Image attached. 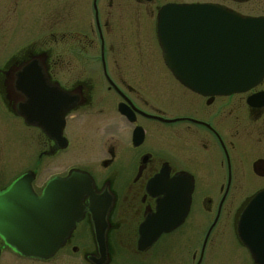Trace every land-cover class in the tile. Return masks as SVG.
Wrapping results in <instances>:
<instances>
[{
  "label": "flooded vegetation",
  "instance_id": "af4514ba",
  "mask_svg": "<svg viewBox=\"0 0 264 264\" xmlns=\"http://www.w3.org/2000/svg\"><path fill=\"white\" fill-rule=\"evenodd\" d=\"M40 1L0 0V31L10 28L11 11L40 15ZM114 1L93 0V24L86 20L89 25L81 32L74 27V0H68L65 21L57 17L46 36L4 51L8 57L0 63V100L22 149L20 161L10 163L0 179V195L27 176L41 198L51 181L79 175L89 180L100 214H93L94 203L86 195L83 213L48 258L24 255L0 234V264H122L155 251L163 238L176 233L192 247L191 260L182 257L178 264H204L206 251L227 238L241 250L244 260L238 264H260L253 251H264V218L248 214L244 243L238 226L264 192V101L255 99L264 93V80L247 93L199 95L166 66L157 32L159 12L167 5H211L264 21V0ZM122 10L131 15L130 23L121 21ZM140 16L150 22L140 23ZM131 21L136 31L147 26V32H154L162 67L152 66L138 44L120 46L118 53L108 42L117 25ZM148 41L151 45L152 38ZM30 139L34 153L26 145ZM10 171L16 176L8 179ZM162 172L168 182L191 180L189 213L180 227L140 252V227L163 198L154 197L160 189L150 191L149 185ZM236 184L244 198L231 209Z\"/></svg>",
  "mask_w": 264,
  "mask_h": 264
},
{
  "label": "water",
  "instance_id": "95a60500",
  "mask_svg": "<svg viewBox=\"0 0 264 264\" xmlns=\"http://www.w3.org/2000/svg\"><path fill=\"white\" fill-rule=\"evenodd\" d=\"M158 18L165 64L191 91L202 96H229L246 93L264 80L263 21L199 4L168 5L161 9ZM255 99L264 101V93ZM154 188L160 189L154 197L163 198L157 203L155 215L140 227V252L151 248L163 234L180 227L191 204L193 185L189 177L168 182L162 172L151 181L150 191ZM86 195L94 203L93 214H100L96 206L99 199L93 196L91 184L83 176L75 175L70 181H51L41 198L33 193L29 177H23L0 195V234L22 254L48 258L61 247L74 221L83 213L82 201ZM248 214H260L264 218V192L240 219L238 235L243 243ZM47 221L53 226L46 224ZM99 239L104 245V237ZM46 245L48 249L41 248ZM253 253L264 264V251Z\"/></svg>",
  "mask_w": 264,
  "mask_h": 264
},
{
  "label": "rangeland",
  "instance_id": "374dc122",
  "mask_svg": "<svg viewBox=\"0 0 264 264\" xmlns=\"http://www.w3.org/2000/svg\"><path fill=\"white\" fill-rule=\"evenodd\" d=\"M67 1L68 0H41L40 1L41 14L39 15L38 14L39 12H37V16H34V12L29 14L28 11H24V12L11 11L10 17H8V19H10V22L7 24L10 26V28L7 27L8 30L0 31V63L2 64L7 61L8 53L6 52L4 54V51L8 50L9 52H11L13 49H16L17 47L25 44L27 41L35 39L37 36L38 37L46 36L47 31L52 30V27L50 25L53 19H57V17H60L59 18L60 20L65 21L67 8L70 4L67 3ZM92 1L93 0H74L75 14L73 15V19L75 20L74 27L76 30H79L81 32L85 31L86 27L89 25V23H87L86 20H90V24L91 25L93 24V14L91 11ZM187 1H192V0H187ZM114 2L116 4H119L120 2H125V1L115 0ZM19 8H21V6ZM84 8L86 10L84 14V19L80 20L81 18H83L82 12ZM115 8L118 9L119 7L115 6ZM121 14H122V19L121 18L119 19H121V21L123 20V24L130 23L131 15L128 12H125V10H122ZM86 16L87 19L85 18ZM139 18H140V23L150 22V19L146 18L145 16L142 17L140 16ZM35 21H38V24ZM0 22L2 24V18ZM40 22L42 23V28L39 29L38 27V30H36V25H40L41 24ZM4 25H6L5 22ZM134 27H135V23L133 24L132 21H131V25L128 26L117 25L115 28L116 34L109 37L108 42H111L116 45V52L118 53L119 51L123 50V48H121L120 46L122 47L130 46L129 49H132V45L136 46L138 44L139 47H141V49H139L140 53L143 54L145 59H147L149 62L152 63V66L154 65V67H162L161 57L159 52H157V46L155 43H153V41H155L154 32L150 31L149 28L148 31L149 33H148L146 31L147 26L140 29H138L139 27L138 26L137 31ZM130 35L132 36V39H129ZM151 35H153V37ZM148 37L150 39L152 38L151 45L150 42L148 41ZM131 52L134 55V52L133 51ZM63 62L65 63L66 59H63ZM4 113L5 110L0 100V179L4 177L3 175H5V171H7L8 168L7 166L10 163L13 164L14 162L20 161L19 160L21 156L20 149H22V140L19 139L17 134L13 135L11 133L10 126H8V122L6 121V116ZM26 145L30 149V153L35 152L33 150L34 148L33 139L27 140ZM23 169L24 168H20V170L18 171L21 173ZM58 171H60V169ZM19 172L18 174H20ZM53 172H55V170L52 169L47 173L49 174ZM13 173L11 172L7 178L11 179L12 177L16 176L15 173L14 174ZM237 184H239V181ZM237 184H236V189L237 188L238 189L236 190V193L238 194H236V199L231 209L237 208L241 204L244 198L242 189L240 190ZM185 243H186L185 241H182V237L180 236V234L176 233L173 236L163 238L162 241L159 243V245L156 247L155 251L148 253L147 255L144 256H139L138 258L136 257L135 258L136 261H133V259H130V261L124 259L127 262L124 261L122 262V264H178V261L182 257L185 260L189 261L191 260L192 247L190 248L188 242L186 243L187 245ZM168 245H170L171 248L167 247ZM240 251H237L236 248H234L231 239L229 238H227L226 241L220 244L214 242V248L213 249L210 248V250L206 251L204 264H238L237 261L244 260L243 255Z\"/></svg>",
  "mask_w": 264,
  "mask_h": 264
}]
</instances>
